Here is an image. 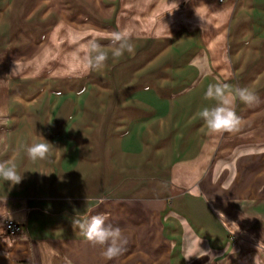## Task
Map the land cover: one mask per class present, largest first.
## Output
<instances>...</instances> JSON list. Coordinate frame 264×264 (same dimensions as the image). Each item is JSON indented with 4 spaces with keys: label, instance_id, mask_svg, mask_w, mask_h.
Wrapping results in <instances>:
<instances>
[{
    "label": "crops",
    "instance_id": "1",
    "mask_svg": "<svg viewBox=\"0 0 264 264\" xmlns=\"http://www.w3.org/2000/svg\"><path fill=\"white\" fill-rule=\"evenodd\" d=\"M119 2L115 25L124 14L135 48L123 82L67 104L36 101V84L83 76L90 25L68 21L57 0H0V162L23 175L0 179V264H209L196 256L209 250L213 264H264V0ZM219 82L257 97L235 100V132L211 133L198 115ZM105 111L121 130L112 140ZM39 135L53 146L32 161ZM98 214L127 241L110 260L73 226Z\"/></svg>",
    "mask_w": 264,
    "mask_h": 264
},
{
    "label": "clouds",
    "instance_id": "2",
    "mask_svg": "<svg viewBox=\"0 0 264 264\" xmlns=\"http://www.w3.org/2000/svg\"><path fill=\"white\" fill-rule=\"evenodd\" d=\"M177 7L178 5L175 3L174 9ZM131 38V33L126 31H114L110 34V39L114 45L111 49V55L114 59L120 58L125 51L132 55L135 54V48L130 42ZM107 60L108 53L103 51L99 44L92 41L88 49V56L85 59V70L102 69L105 67ZM204 98L216 101L215 106L211 108L204 107L198 113L211 133L235 132L239 130L241 119L234 109L235 100L239 99L246 104H251L257 100L255 94L248 88H237L233 93L231 86L224 82L210 84L204 94ZM52 146L39 135L36 137L35 142L27 146V156L32 161L44 160L48 157ZM0 179L16 185L21 182L23 175L17 171L16 165L10 160L8 162H0ZM106 219L107 217L103 214L93 215L83 220L74 219L73 226L75 225L82 232L89 243L101 246L103 248L101 255L106 260H110L121 252L122 245L127 241L123 239L121 229L106 224ZM192 255L186 256L185 259ZM196 256L197 258L208 256L209 264H213L215 261V257L210 250L201 251V255Z\"/></svg>",
    "mask_w": 264,
    "mask_h": 264
},
{
    "label": "rangeland",
    "instance_id": "3",
    "mask_svg": "<svg viewBox=\"0 0 264 264\" xmlns=\"http://www.w3.org/2000/svg\"><path fill=\"white\" fill-rule=\"evenodd\" d=\"M60 5L57 6L58 12H63L66 14V18L70 22L78 20H82L85 24L90 25V32L89 34L85 35V42L87 45H85L84 52H85V59L88 56V49L90 46V43L92 42L93 36L97 38V40H94L96 43H100L101 46L105 47L103 51L108 53V60L105 62V67L103 70L98 69H91V70H85L83 71L84 74L80 78H74L73 81L65 83L64 81H61L60 78H54L52 82H49L48 87H44L46 85V79L44 78L39 83L36 84V91L37 93V99L38 102L43 103H55L57 102H66L67 104H73L77 101V94L76 92L81 91L84 89V87L87 89L84 96H82V99L84 102H91L93 101L95 97V91L96 86L102 87L103 89H106V95L107 94H114L115 91L110 93V91H107L110 88L118 87L120 82H123L122 80H119L120 75L123 76L124 71V54L118 58L117 60L114 59L109 54V43L111 42L110 34L114 31H125V21L123 20L124 14L122 15L121 23L122 28L119 29L116 27L115 22L116 18L119 15L120 10V2L119 0H88L84 3L81 0H57ZM98 10V13H94L95 10ZM100 15L101 20H97L95 15ZM53 19L51 20L53 23V26L57 23L58 18L56 14L53 15ZM79 17V18H78ZM106 17V18H105ZM104 18L106 20H104ZM121 18V16H120ZM38 21V19H37ZM40 23V22H39ZM129 25H133V23H130ZM99 27L101 30L97 31L94 30V27ZM135 28V27H134ZM95 32V35L92 31ZM101 32V33H99ZM140 34L139 29L133 31V34ZM55 49H58L57 47H54ZM112 48V47H111ZM54 49V50H55ZM77 73L76 71H74ZM82 72V73H83ZM96 74V75H95ZM117 79L115 80L114 77ZM116 81L118 84H116ZM25 88V87H24ZM47 91L49 92V95H47ZM41 93H44L43 95H39ZM47 93V94H46ZM104 94V93H102ZM60 95H64L66 97H61ZM71 95V96H69ZM32 97L33 93L30 91V93L24 92L25 99H28V97ZM50 97V98H48ZM106 114L105 121H102L101 130H103V133L105 137L110 140H112V136L119 135L121 130L114 131L113 124L116 123L118 120L113 121L111 119L110 111H105ZM44 112L38 111V118H44ZM111 129L108 131V129ZM86 149L88 147L86 146Z\"/></svg>",
    "mask_w": 264,
    "mask_h": 264
},
{
    "label": "built area",
    "instance_id": "4",
    "mask_svg": "<svg viewBox=\"0 0 264 264\" xmlns=\"http://www.w3.org/2000/svg\"><path fill=\"white\" fill-rule=\"evenodd\" d=\"M207 1L214 2L218 5H223L225 3L232 2L235 0H207ZM5 230H6V233L8 234V236L13 237V236H16L18 233H20L21 226L16 224V223H13V222H6Z\"/></svg>",
    "mask_w": 264,
    "mask_h": 264
}]
</instances>
